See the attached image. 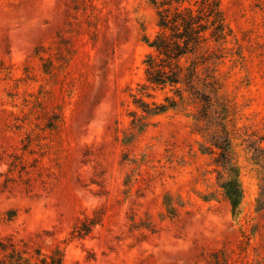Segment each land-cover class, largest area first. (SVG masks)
<instances>
[{
  "label": "rangeland",
  "instance_id": "rangeland-1",
  "mask_svg": "<svg viewBox=\"0 0 264 264\" xmlns=\"http://www.w3.org/2000/svg\"><path fill=\"white\" fill-rule=\"evenodd\" d=\"M222 9L232 35L212 47L236 109L239 215L219 187L217 155L203 151L209 139L195 131L205 105L133 125L153 53L144 38L159 32L146 1L0 0V173L11 178L0 185V236L50 231L48 249L103 209L65 264H210L220 250L227 264H264V0H222Z\"/></svg>",
  "mask_w": 264,
  "mask_h": 264
},
{
  "label": "trees",
  "instance_id": "trees-1",
  "mask_svg": "<svg viewBox=\"0 0 264 264\" xmlns=\"http://www.w3.org/2000/svg\"><path fill=\"white\" fill-rule=\"evenodd\" d=\"M144 1L156 11L159 32L153 40L149 36L144 38L153 53L145 60L147 82L140 86L138 94L133 95L135 105L144 114L140 117L134 113L133 125L145 127L147 118L185 109L192 103L205 105L202 111L198 110L199 116L194 115L198 122L195 131L209 139L211 144L203 151L217 155L215 162L222 169L219 172V187L235 214L239 215L245 191L241 168L235 160L234 134L231 131L236 109L227 98L214 67V60L222 56L216 55L212 47L213 42L223 47L232 35L222 9V0ZM160 92L164 95L163 101L157 98ZM146 98L152 101L148 102ZM206 120L215 121L221 129L211 133V128L201 124ZM18 169L14 162L9 163L8 172L14 173ZM10 181L7 174L0 173V185ZM169 201L166 200V204L170 217L175 218L176 209ZM102 211L95 210L92 217L84 215L69 238L53 243L48 249L41 239L44 236L53 238L54 233L50 231L19 242L14 236H0V264H65L67 246L73 241L86 239L97 226L102 225L105 216ZM136 228L138 226L134 223L132 229ZM228 261L227 253L220 250L212 254L210 264H227Z\"/></svg>",
  "mask_w": 264,
  "mask_h": 264
}]
</instances>
